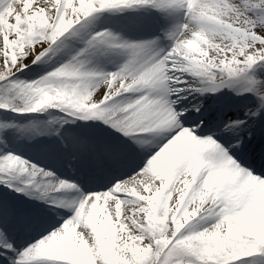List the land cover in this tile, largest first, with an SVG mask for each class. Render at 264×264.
<instances>
[{
    "label": "snow or ice",
    "instance_id": "1",
    "mask_svg": "<svg viewBox=\"0 0 264 264\" xmlns=\"http://www.w3.org/2000/svg\"><path fill=\"white\" fill-rule=\"evenodd\" d=\"M127 11L185 20L97 31ZM52 110L41 166L6 117ZM0 114V264H264V0H0Z\"/></svg>",
    "mask_w": 264,
    "mask_h": 264
},
{
    "label": "rangeland",
    "instance_id": "2",
    "mask_svg": "<svg viewBox=\"0 0 264 264\" xmlns=\"http://www.w3.org/2000/svg\"><path fill=\"white\" fill-rule=\"evenodd\" d=\"M143 13L151 19L150 12H143ZM119 15L120 13L116 15L105 13L100 22V26L97 29V31L110 30L113 33L121 36V33H122L121 27L124 25V22L120 20V18H118ZM109 22H112L113 24ZM153 23H154V18H153ZM124 39L133 40V41L140 40L139 38L134 37L133 34H130V35L124 34ZM77 47H79V45H77ZM57 59L60 62H65L67 60V56L57 57ZM89 59L91 60V63L88 65L90 68H96L99 70L112 72V71H115L116 68L124 62L126 57L122 55L109 54L107 56L98 55L96 57H90ZM20 78L21 79H34V78H38V75L35 72H32V73H27L26 75H21ZM127 95H128V98H134V96H132L131 94H127ZM227 95L231 96L229 94ZM0 115H3V114H0ZM60 115L61 114L55 110H52L51 115L45 113L43 116L36 117L35 119L13 116V114H7V117H6L7 119L15 120L21 126H25L27 128V131L23 133L22 135L24 136L35 135V139L32 141H28L27 139H22L18 143L12 144L11 145L12 149L17 151L20 154H23L24 156L28 158H31L33 161L40 163L41 166H44V165L57 166V162L54 160L52 162L43 160V158L50 156V154L46 151L43 152L44 150L42 148V146L45 144L55 143V138L49 137L46 135H36V133H43L52 127H58V125H50L49 121ZM31 125H34V127H29ZM63 130H67L69 132L76 133L78 135L84 132L86 133L88 137L99 135L98 132L88 133L84 131L83 129H80L78 125H67L66 124L64 125ZM41 152L43 153L40 154ZM69 171H70L69 168L64 167V166H59V174H61L62 176H68ZM84 181L87 182L86 176H84Z\"/></svg>",
    "mask_w": 264,
    "mask_h": 264
},
{
    "label": "bare ground",
    "instance_id": "3",
    "mask_svg": "<svg viewBox=\"0 0 264 264\" xmlns=\"http://www.w3.org/2000/svg\"><path fill=\"white\" fill-rule=\"evenodd\" d=\"M164 22L174 23V25L179 26V25H182L183 20H181V21H177V20H175V19H173V18H170V19L167 20V21L164 20Z\"/></svg>",
    "mask_w": 264,
    "mask_h": 264
}]
</instances>
